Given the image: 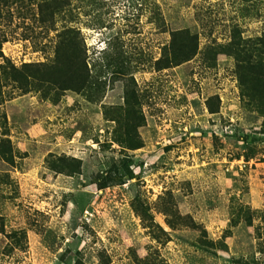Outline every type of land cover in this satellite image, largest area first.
I'll list each match as a JSON object with an SVG mask.
<instances>
[{"label": "rangeland", "instance_id": "1", "mask_svg": "<svg viewBox=\"0 0 264 264\" xmlns=\"http://www.w3.org/2000/svg\"><path fill=\"white\" fill-rule=\"evenodd\" d=\"M0 264H264V0H0Z\"/></svg>", "mask_w": 264, "mask_h": 264}, {"label": "trees", "instance_id": "2", "mask_svg": "<svg viewBox=\"0 0 264 264\" xmlns=\"http://www.w3.org/2000/svg\"><path fill=\"white\" fill-rule=\"evenodd\" d=\"M134 145H130V147L132 148H135L133 147ZM245 160H247V157H245ZM6 237L8 238V247H13L14 245L15 246H18L19 244H24L25 242V232L23 230H15V231H12L10 232L9 234L6 235ZM21 242V243H20ZM21 246V245H20ZM10 250V249H9ZM9 250L6 249L5 253H8L10 252Z\"/></svg>", "mask_w": 264, "mask_h": 264}]
</instances>
